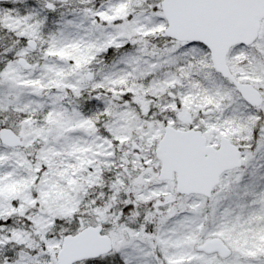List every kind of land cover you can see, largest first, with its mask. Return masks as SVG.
<instances>
[{"label": "snow or ice", "instance_id": "snow-or-ice-1", "mask_svg": "<svg viewBox=\"0 0 264 264\" xmlns=\"http://www.w3.org/2000/svg\"><path fill=\"white\" fill-rule=\"evenodd\" d=\"M0 264H264V0H0Z\"/></svg>", "mask_w": 264, "mask_h": 264}]
</instances>
